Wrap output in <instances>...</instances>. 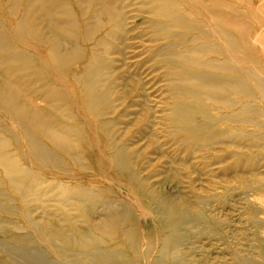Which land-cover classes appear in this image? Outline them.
<instances>
[{"label":"bare ground","instance_id":"obj_1","mask_svg":"<svg viewBox=\"0 0 264 264\" xmlns=\"http://www.w3.org/2000/svg\"><path fill=\"white\" fill-rule=\"evenodd\" d=\"M4 1L1 16L6 20L0 19V113L10 125H5L0 117V186L10 191L24 223L38 234L37 241H49L50 253L63 264L76 261L127 264L135 257L144 264H185L181 252L184 226L204 219V204L198 203L197 209L200 205L201 208L192 214L182 203L152 199L147 194L145 181L139 180L136 173V164L142 157H132L129 148L119 145L103 131V142L95 144L93 155L89 154L81 126L91 125L79 124L77 120L81 111L98 118L104 115V105L111 107L112 85L118 68L114 64L121 61L124 66L125 50L130 47L127 40L132 30L126 29V0H75L80 17L87 15L91 20L81 33L84 42L91 43L85 59L79 46L60 35L67 33L74 37L76 34L75 23L70 20L73 14L66 3ZM141 5L137 12L147 15L144 23L148 26L139 33V39L143 41V37L149 35V44L160 41V47L150 46L146 51L154 59L159 58L164 69L174 65L170 80L177 96L170 103L166 102V126L190 133L200 145L217 144L227 138L255 145L259 139L247 131V127L264 129L261 121L264 109L253 106L258 99L264 101V74L254 67L256 57L249 51V40L243 38L244 45H239L237 39L242 38L244 29L237 31L234 5L229 2L224 6L222 0H141ZM181 6L186 9H180ZM222 7H225L224 13ZM106 25L108 30L95 37L96 31ZM2 27L6 31H2ZM246 33L248 35V31ZM22 37L41 44L45 53L34 55L36 61L17 66L32 59L18 39ZM4 52L10 54L5 57ZM151 56L149 61L153 59ZM82 60L84 63L76 66L81 72L71 74L78 100L69 104L71 96L58 87L57 82H49L43 69L59 70L62 74ZM40 61L42 66H39ZM165 76L168 80L167 72ZM40 83L43 86L38 87ZM182 97L185 101H181ZM213 111L222 113L213 114ZM103 127L104 124L98 125L100 129ZM206 131L213 136H207ZM12 143L17 151H11ZM54 152L67 159L69 169L65 171L69 173L65 180L59 176L44 177L33 171L32 167L46 164L62 170L58 163L66 165L65 158ZM56 159L58 163H54ZM111 172L124 179V189L129 190V194L140 192V199L131 196L112 206L106 202V190L99 188L101 191L96 193L89 185H79L80 177L108 181L105 176ZM72 182L74 184H70ZM45 197L55 198L58 210L65 211L61 214L63 221L70 224L69 234L57 226L54 239L30 217L31 206ZM260 200L264 202V196ZM68 208L77 213L84 225L83 232L66 217ZM97 208H101V215L95 220ZM0 209L7 213L12 211L1 203ZM141 215L150 218L145 236L140 234L138 225ZM260 248L261 261L240 257L238 253L233 258L241 264H264V243ZM31 257L37 258V253L32 251Z\"/></svg>","mask_w":264,"mask_h":264},{"label":"rangeland","instance_id":"obj_2","mask_svg":"<svg viewBox=\"0 0 264 264\" xmlns=\"http://www.w3.org/2000/svg\"><path fill=\"white\" fill-rule=\"evenodd\" d=\"M56 1L67 4L73 14L70 20L75 23L74 37L67 33H60V35L79 46L84 52L85 59L91 50V43L84 42L81 33L85 24L91 20L87 15L84 18L80 17V10L76 7L75 0ZM125 2L128 5L125 10L126 17H128L126 29L132 30L127 40V45L130 47L125 50L124 66L121 61L114 64L118 68L114 74L116 81L112 85L111 107L104 105L102 107L104 115L98 118L82 111L80 115L77 114L79 124L89 123L91 125L90 127L81 126L88 142L86 150L92 154V150L96 149L95 144L103 142L104 136L101 131L109 133L113 141L131 150L132 157L137 155L142 157L138 164L135 163L138 168L136 173L139 180L145 181L147 194L149 193L152 199L160 198L167 202L182 203L192 214L201 208L200 205L197 209L198 203L204 204V219L197 222L190 221L184 226L181 252L184 253L185 264H241L234 259L235 257L233 258L235 253L246 259L261 261L260 246L264 243V202L260 200L264 196V129L255 126L247 127V131L257 135L256 138L259 139L253 146V143L236 138H224L225 140L217 144L206 146L195 142L197 138L193 139L190 133L166 126L164 121L167 112L166 102L170 103L177 96L176 89L170 80L174 65L171 69H164L163 64L158 62L159 58L154 59L146 51L150 46L160 47L162 44L160 41L149 44V35L145 34L143 41L139 39L141 37L139 33L146 30L148 26L144 23L147 15L137 12L142 7L141 0H126ZM222 2L224 6L230 2L236 8L237 31L244 29L242 38L237 39L239 45H244L245 41L249 40V45L251 44L249 51L251 54L254 52L255 55L254 53L252 55L256 57L254 67L258 72L263 71L264 74V0H222ZM5 4L4 0H0V19L4 21L6 19L1 16L3 12L1 9ZM224 8H221L222 13H224ZM180 9L184 10L186 7L181 6ZM238 14L240 16H237ZM58 20L65 21L64 18L59 17ZM107 30V25L100 27L95 37H100ZM2 31H6L5 28L2 27ZM247 31L248 35L245 34ZM243 38L246 40L243 41ZM18 39L24 43L23 46L32 59L17 66L29 64L30 61L33 62L36 59L35 56L45 53L44 48H41L42 45L36 41L25 40L23 37ZM9 54V52L2 53L5 57ZM258 54L262 55H259L261 60ZM150 56L153 58L152 61H149ZM112 58L118 57L112 56ZM83 60L78 61L62 74L59 70L57 72L51 68L43 69L49 82L53 84L57 82L58 87L67 91L71 96L72 100H69V104L78 100V95L73 90L76 89V85L71 81V74L81 72V69L76 70V66L84 63ZM39 63V66L43 65L42 61ZM166 72L168 80H166ZM173 74L177 75L175 71ZM238 76L245 78L242 74ZM56 78L58 81L54 80ZM40 86H43L42 83L38 84V87ZM184 99L182 97L181 101H185ZM254 104L264 109V101L260 102L258 99L257 103L253 102V106ZM219 113L222 112L213 111V114ZM0 117L5 125H10L2 113ZM261 121L264 124V118ZM99 124H104V127L98 128ZM206 132L207 136H213L210 131V133ZM11 145V151H17L15 144ZM59 156L65 158L64 163L67 162L64 155ZM56 162L58 163L57 159L54 163ZM58 165L62 170L50 164H46L45 167L34 166L32 168L34 172L44 177L57 176L58 178L59 176L63 180L67 179L69 173L65 171L69 169L67 163L66 165L58 163ZM106 174L108 175L105 178L110 179L108 181L80 177L79 185H89V188L96 193L102 189L106 190L104 193L106 202L112 206H116L120 199L127 197L140 199V192L131 195L129 190L124 189L126 185L124 179H119L112 172ZM112 182H114L113 185ZM0 191L2 194L0 203L12 209L9 213L0 209V264H63L56 255L50 253L47 246L49 241L36 240L38 234L24 223L23 214L17 202L11 200L10 191L5 186H0ZM66 212V217H69L70 222L77 225V228L83 232L84 225L80 222L77 213L70 208ZM100 212L101 208H97L94 212L95 220L101 215ZM61 213L64 214L65 211L58 210L57 200L45 197L31 206L29 215L36 219V222L41 224L45 231L55 239L57 226L68 234L71 230L69 222L63 221L64 216ZM149 219L146 215H141L138 221L140 234L143 236L148 234ZM32 251L37 253V258L31 257ZM74 256L72 255L73 258ZM73 264H82V262L76 261ZM127 264L144 263L142 259L135 257Z\"/></svg>","mask_w":264,"mask_h":264}]
</instances>
